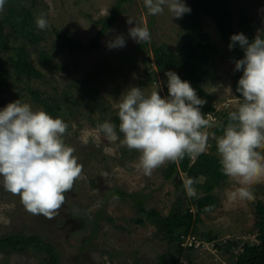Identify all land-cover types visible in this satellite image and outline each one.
Here are the masks:
<instances>
[{
  "label": "rangeland",
  "instance_id": "374dc122",
  "mask_svg": "<svg viewBox=\"0 0 264 264\" xmlns=\"http://www.w3.org/2000/svg\"><path fill=\"white\" fill-rule=\"evenodd\" d=\"M115 1L24 0V4L33 11L45 13L50 27L40 30L41 39L35 43L24 39L17 42L10 39V42L25 45L30 61L43 73V77L29 82L19 80L6 56L0 59V67L8 74L7 82L0 83V110L19 100L30 104L33 110L42 109L53 118H62L68 124L65 142L75 148L74 155L83 165L81 179L66 194L67 203L55 219L28 213L18 196L4 190L0 178V236L40 235L54 245L60 264H153L159 254L166 251L174 253V248L156 235L150 222L145 220L144 224H138L133 221L141 215L131 201L120 198L105 200L103 192L109 188L143 195L145 207L156 208L162 215L169 212L177 198L181 199L184 207L189 202L190 208L195 210L191 198L176 187L179 179L183 183V173L166 179L164 165L147 177L136 169L139 153L122 147L119 141L109 142L99 134L98 140L90 139L86 145L81 142L86 132L95 133L98 122L110 121L118 128L119 121L115 119L118 118V104L130 87H140L145 94L158 89L161 97L168 96L167 71L157 69L152 47L165 44L176 51L184 32L181 25L183 16L179 19L171 17L167 8L161 15H149L144 0H126L121 4L117 20L100 38L98 50L69 51L61 44L62 35L89 42L98 30L95 21L109 14ZM231 9L235 23L238 13L243 12L250 19L248 30L264 33V0H233ZM4 12L5 6L1 14ZM129 18L133 20L131 24L128 23ZM135 23L148 27L150 43H137L130 37L129 29ZM202 23L212 37L216 52L200 90L213 96L211 103L216 112H230L242 98L235 90L236 79L242 72L236 70L235 61L242 58L239 51L223 44L208 16L202 17ZM117 36L124 38L125 46L110 48L109 42ZM42 50L48 53L46 63L40 59ZM28 87L37 89L51 106L55 105L53 111H47L35 102L27 91ZM208 103L209 99H206L205 105ZM205 116L217 121L215 113L208 112ZM207 131L206 152L219 157L216 138L223 133L215 134L211 128ZM203 180V177L198 178V182ZM235 187L237 185L227 177L212 191L216 197L213 211L201 214L195 230L202 240L209 241L207 234H212L215 239L210 240V245L183 250L178 264H235L230 251L236 253L238 246L241 247L245 241H256L255 205L259 201L264 203V183L253 186L254 201L230 203L226 192ZM200 191L197 188L199 195ZM229 242H237V247L228 246ZM33 250L9 254L0 251V264H40L43 255Z\"/></svg>",
  "mask_w": 264,
  "mask_h": 264
},
{
  "label": "clouds",
  "instance_id": "9594fccd",
  "mask_svg": "<svg viewBox=\"0 0 264 264\" xmlns=\"http://www.w3.org/2000/svg\"><path fill=\"white\" fill-rule=\"evenodd\" d=\"M5 3L0 0V12ZM144 6L154 16L163 14L165 8L178 19L191 12L184 0H144ZM132 22L129 18L128 23ZM35 23L40 30L50 27L43 12L36 16ZM129 35L137 43L151 42L146 25L135 23ZM237 43L244 51L243 58L235 61L236 70L243 73L236 89L242 98L228 113L226 126L206 118L201 112L206 100L198 97L188 81L167 71V97H161L158 89L145 94L140 87H130L118 104V128L110 121L98 122L95 133L86 132L81 142L86 145L90 139L98 140L99 134L109 142L119 141L122 147L139 153L136 169L151 177L168 163L205 153L207 130L222 127L223 134L216 138L220 171L237 185L226 192V199L230 203L254 201L253 186L264 183V38L256 35L249 42L243 33L233 34L229 49ZM108 46L124 47L125 40L117 36ZM67 130L62 118H53L42 109L33 110L19 100L0 110L2 186L18 196L32 215L55 219L67 203L66 194L83 175L75 148L65 142ZM182 179L187 196L199 198L194 186L197 181L192 177ZM204 211L212 212L213 206H206Z\"/></svg>",
  "mask_w": 264,
  "mask_h": 264
},
{
  "label": "trees",
  "instance_id": "16d2710c",
  "mask_svg": "<svg viewBox=\"0 0 264 264\" xmlns=\"http://www.w3.org/2000/svg\"><path fill=\"white\" fill-rule=\"evenodd\" d=\"M126 0H116L112 10L95 21L98 30L89 42L84 43L73 39L69 36L62 35L61 44L69 51H87L98 50L100 47V38L117 20L121 11V4ZM233 0H187L186 5L190 7L191 12L185 13L182 17L181 25L183 33L181 34V43L176 51L171 50L167 45L152 47V54L156 67L160 71H174L179 75L181 80L188 81L195 89L198 97L206 100L208 104L201 107V112L215 113L217 122L226 126L228 122L227 111H215L211 103L213 96L200 90L204 77L208 74V66L216 52V46L213 44L212 37L202 23V17L208 16L216 27L219 37L223 44L229 47L231 36L237 33H243L251 42L256 35L264 38V33L256 34L248 30L250 19L243 12H239L237 22L235 23L232 12ZM5 12H0V59L5 55L13 67L17 78L25 79L26 82L41 79L43 73L36 68L29 59L28 51L25 45L11 44L10 39L27 40L35 43L41 39L40 29L37 28L35 18L38 12L24 4V0H6ZM238 55L243 58V49L237 43L234 47ZM41 61L46 63L48 53L44 50L39 53ZM103 63V62H102ZM102 63L99 64L101 67ZM113 70H110L112 72ZM93 74V73H92ZM240 73V77L242 76ZM96 76V75H94ZM8 79L7 72L0 67V83L5 84ZM238 80L235 82V90L238 86ZM32 99L42 105L47 111L52 112L55 105H50L47 99L42 97L37 89L27 88ZM238 96L240 93L236 91ZM57 107V105H56ZM117 122L119 119L115 118ZM215 134H222V127L211 128ZM219 157L205 152L196 156L194 160L191 157H185L179 163H168L163 169V175L166 179L171 178L174 174L183 173L185 177L194 178L197 183L195 188L200 189L199 198H191V204L195 206L192 210L188 204L184 207L180 198L173 203L169 212L162 215L156 208H146L143 202V195L137 192H126L119 188L113 187L103 192L104 199L118 197L132 202V206L141 215L133 218L138 224H144L145 220L155 227L156 235L166 241L168 245L174 248V253L170 251L158 255L153 264H178L182 251H190L195 248H183L180 246L181 235L191 233L196 234V224L201 221V214L206 213V206H213L216 203V197L212 191L224 181L227 176L220 171ZM203 177L202 182L198 178ZM177 188L184 192L183 183L179 179L176 183ZM109 220L111 218L108 217ZM256 241H245L235 252H231V257L235 258V264H264V203L259 201L255 205ZM199 238V237H198ZM202 238V237H201ZM199 238V239H201ZM206 239L209 241L215 239L212 234H207ZM228 246L237 247V242H229ZM34 249L33 251L42 253L43 257L40 264H60L59 255L53 244L45 241L40 235H23L8 234L0 236V251L6 254L11 252H23Z\"/></svg>",
  "mask_w": 264,
  "mask_h": 264
},
{
  "label": "built area",
  "instance_id": "2783aa9c",
  "mask_svg": "<svg viewBox=\"0 0 264 264\" xmlns=\"http://www.w3.org/2000/svg\"><path fill=\"white\" fill-rule=\"evenodd\" d=\"M212 244L211 241H205L202 239H199L198 237L192 235L191 233L187 234V235H181V242H180V246L183 248H195L198 249L199 247H204L206 245Z\"/></svg>",
  "mask_w": 264,
  "mask_h": 264
}]
</instances>
